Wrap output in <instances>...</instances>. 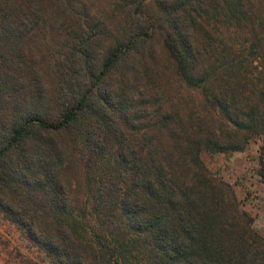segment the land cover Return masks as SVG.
<instances>
[{
    "label": "trees",
    "instance_id": "trees-1",
    "mask_svg": "<svg viewBox=\"0 0 264 264\" xmlns=\"http://www.w3.org/2000/svg\"><path fill=\"white\" fill-rule=\"evenodd\" d=\"M263 141L264 0H0V214L52 264H264L203 154Z\"/></svg>",
    "mask_w": 264,
    "mask_h": 264
},
{
    "label": "rangeland",
    "instance_id": "rangeland-1",
    "mask_svg": "<svg viewBox=\"0 0 264 264\" xmlns=\"http://www.w3.org/2000/svg\"><path fill=\"white\" fill-rule=\"evenodd\" d=\"M263 141L255 137L242 153L203 154V161L216 176L231 184L255 218L256 230L264 236V182L260 179ZM0 264H52L0 214Z\"/></svg>",
    "mask_w": 264,
    "mask_h": 264
}]
</instances>
